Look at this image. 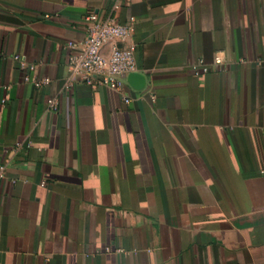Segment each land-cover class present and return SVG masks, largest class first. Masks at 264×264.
<instances>
[{
  "label": "crops",
  "instance_id": "crops-1",
  "mask_svg": "<svg viewBox=\"0 0 264 264\" xmlns=\"http://www.w3.org/2000/svg\"><path fill=\"white\" fill-rule=\"evenodd\" d=\"M89 13L122 92L68 70ZM0 264H264V0H0Z\"/></svg>",
  "mask_w": 264,
  "mask_h": 264
},
{
  "label": "built area",
  "instance_id": "built-area-1",
  "mask_svg": "<svg viewBox=\"0 0 264 264\" xmlns=\"http://www.w3.org/2000/svg\"><path fill=\"white\" fill-rule=\"evenodd\" d=\"M86 19L89 21L86 37L80 48L69 54L68 70L85 84H98L122 92L125 78L136 69L133 47L119 45L129 36L131 26L111 18L100 21L93 13L87 14ZM107 44L109 52L104 54L103 48ZM68 45L72 46V43ZM128 100L124 98L125 102Z\"/></svg>",
  "mask_w": 264,
  "mask_h": 264
},
{
  "label": "water",
  "instance_id": "water-1",
  "mask_svg": "<svg viewBox=\"0 0 264 264\" xmlns=\"http://www.w3.org/2000/svg\"><path fill=\"white\" fill-rule=\"evenodd\" d=\"M131 76V75H130ZM129 77V76H128Z\"/></svg>",
  "mask_w": 264,
  "mask_h": 264
}]
</instances>
